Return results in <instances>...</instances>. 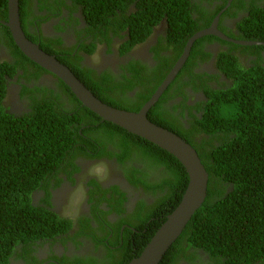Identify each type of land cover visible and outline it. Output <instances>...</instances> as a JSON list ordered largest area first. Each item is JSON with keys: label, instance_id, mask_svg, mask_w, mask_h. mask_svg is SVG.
Here are the masks:
<instances>
[{"label": "trees", "instance_id": "16d2710c", "mask_svg": "<svg viewBox=\"0 0 264 264\" xmlns=\"http://www.w3.org/2000/svg\"><path fill=\"white\" fill-rule=\"evenodd\" d=\"M37 1L39 9L48 8L47 1ZM75 1L82 7L92 33L98 35L99 32L106 43L110 41L109 33L119 35L125 28H128L132 44L143 41L161 20L166 24L164 39L171 48V54L159 64L158 74L155 72L153 79L149 76L148 80L142 66L139 74L124 78L128 83L121 88L105 73L97 76L95 71L82 68L79 64L80 56L75 55L76 60L67 58L66 54L60 57L52 41L42 39L39 42L43 51L54 54L98 99L128 111H138L143 106L182 54L187 39L196 31L208 27L227 2L222 0V4L214 10L206 11L204 14L208 16L200 22L201 19L194 17V14L202 8L197 6L195 0ZM32 2L19 0V16L27 38L37 42L35 32L27 28L32 15ZM60 2L64 3L63 0ZM131 4H134L132 9ZM233 5L245 7L236 0H232ZM226 13L229 11H223L222 15ZM37 17L34 15L32 18ZM0 20H7V0H0ZM2 27L8 40L6 45L16 58V63H0V264H8L17 245L29 246L39 236L51 237L68 228V220L59 218L47 209L34 207L31 203L32 192L58 170L57 167L64 163L69 154L65 151L74 149L84 135L97 142L96 136L102 134H116L120 138L122 151L118 154L119 161L124 162L128 157L131 144L151 167H162L165 170V177L156 182L140 181L136 174L131 173L129 180L135 185H141L145 191L150 190L152 193L163 191V194L149 205L139 201L135 207L134 221L126 216L121 217L117 223L118 235L122 224H129L133 229L124 227L122 238L119 236L122 244L115 255L109 251L106 264H128L131 259L139 256L166 215L179 203L188 183L183 165L175 156L157 145L102 120L82 105L60 78H57L58 85L66 96L69 108L64 107L65 101L51 94L36 101L31 100L30 111L22 115L7 113L3 101L8 93V78L17 67L24 71L25 76V64L30 65L38 74L48 71L27 58L13 42L8 28L4 25ZM240 28L249 31L243 38L264 41L263 3H250ZM209 38L216 37L206 35L193 43L188 58L174 80L147 113L150 121L176 133L189 143L208 171L204 202L159 264H248L264 255L263 60L260 59L248 69L230 60L225 61V70L232 84L219 89L204 84L207 100L199 103L203 109L202 115L192 116L189 127L181 125L179 119L173 121V117L163 107L171 95L168 92L172 83L178 82L186 74L191 83H195L196 78L201 76L192 70L193 53L206 56L202 41ZM93 45L88 51L94 50ZM71 52L72 49L69 50ZM134 87H138L135 95L125 99L124 93ZM26 89L24 86L23 91ZM42 91L47 92L45 88ZM179 91L178 94L184 99L174 108L186 106V92L183 89ZM123 200L121 192L116 209L120 214L125 211Z\"/></svg>", "mask_w": 264, "mask_h": 264}, {"label": "flooded vegetation", "instance_id": "af4514ba", "mask_svg": "<svg viewBox=\"0 0 264 264\" xmlns=\"http://www.w3.org/2000/svg\"><path fill=\"white\" fill-rule=\"evenodd\" d=\"M45 1L48 3V8L39 9L37 0H33L31 5L32 15L27 22V28L30 32H35V36L38 37V41L34 43L40 45L42 39L52 41L57 48L56 54L60 57L66 54L67 58L76 60L75 55L80 56L79 64L82 68L95 71L97 76L105 73L113 78L112 81L118 88L128 83L125 77L130 78L133 74H139V68L142 66L144 72H147V78L150 76L153 79L155 72L158 74L157 69L159 64L163 63V58L171 54V48L164 39L166 24L163 20L153 27L143 41L132 44L128 28H125L119 32V35L109 33L110 41L106 43L97 30L94 32H98V35L92 33L84 18L82 7L75 0H63L64 3L60 0ZM236 1L244 4L246 8L241 5L231 6L230 3L223 10H228L229 13L219 15L217 27L230 39L248 40L243 37L249 31L240 28V22L247 16L251 2L264 4V0ZM195 2L202 10L199 9L200 12H196L194 17L200 18L202 22L208 16L204 13L210 9L214 10L223 1L195 0ZM133 5H130V9ZM34 15L38 17L33 19ZM215 37L202 41L206 56L193 53L192 70L201 76L196 78L195 83H191L186 74L178 82L172 83L168 92L171 95L163 104L164 110H167L165 112L173 117V121L179 119L181 125L185 127L190 126L192 116L202 115L203 109L199 103L207 100L204 84L216 89L232 84L225 70V61L230 60L229 62H234L245 69L253 67L260 59L263 60L264 65V41H261L263 44L257 45L240 44ZM6 44H8L6 32L0 23V63L15 64L16 58L12 56ZM92 44L94 50L88 51ZM253 46L261 47L251 48ZM25 65L26 76L24 71L17 67L14 74L8 78V93L3 101L7 113L22 115L30 111L31 100L36 101L51 94L65 101L64 107L69 108L56 75L50 72L38 74L30 65ZM24 86L27 88L25 91H23ZM43 88L47 92H43ZM179 89L186 92L187 98L184 100L186 106L174 108L184 99L178 94ZM137 90L138 87H134L125 92L124 98L133 97ZM96 139L97 142L84 135L74 149L65 151L69 154L64 163L57 167L58 170L49 179L43 181L41 187L32 192L33 206L47 209L59 218L68 220V228L51 237L39 236L29 246L17 245L8 259V264H106L109 261L108 254L115 255L122 244L119 236L122 238L124 227L133 229L129 224H122L118 235L116 226L120 218L126 216L128 219L135 218V207L139 201L142 200L149 205L163 194V191L155 193L150 190L145 191L141 185H135L129 180L131 173H134L140 181H160L165 177V170L162 167H151L147 159L131 144L128 157L124 162L119 161L118 154L122 151V145L116 134L97 135ZM121 192L124 195L122 204L125 209L122 214L116 211ZM115 241L117 243L113 244ZM248 264H264V255Z\"/></svg>", "mask_w": 264, "mask_h": 264}, {"label": "water", "instance_id": "95a60500", "mask_svg": "<svg viewBox=\"0 0 264 264\" xmlns=\"http://www.w3.org/2000/svg\"><path fill=\"white\" fill-rule=\"evenodd\" d=\"M231 1H227L226 6L218 12L208 27L196 31L187 39L182 54L143 106L138 111H128L113 107L98 99L66 65L58 61L54 55L43 51L37 43L28 39L21 26L19 0H7V20L2 23L8 28L15 45L27 58L60 78L82 105L96 113L102 120L116 124L175 156L188 175L187 186L177 206L166 215L165 220L158 227L139 256L131 259L128 264H159L194 212L200 208L205 200L208 172L196 150L176 133L150 121L147 113L183 66L193 43L197 39L206 35H215L240 44H263L261 41L230 39L218 29L219 15L229 6Z\"/></svg>", "mask_w": 264, "mask_h": 264}, {"label": "clouds", "instance_id": "9594fccd", "mask_svg": "<svg viewBox=\"0 0 264 264\" xmlns=\"http://www.w3.org/2000/svg\"><path fill=\"white\" fill-rule=\"evenodd\" d=\"M1 25H3V23L0 21ZM14 42V41H13Z\"/></svg>", "mask_w": 264, "mask_h": 264}, {"label": "bare ground", "instance_id": "6f19581e", "mask_svg": "<svg viewBox=\"0 0 264 264\" xmlns=\"http://www.w3.org/2000/svg\"><path fill=\"white\" fill-rule=\"evenodd\" d=\"M208 172V171H207Z\"/></svg>", "mask_w": 264, "mask_h": 264}]
</instances>
